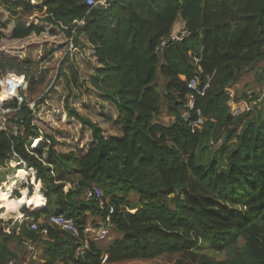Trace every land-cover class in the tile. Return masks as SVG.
<instances>
[{
	"label": "trees",
	"instance_id": "16d2710c",
	"mask_svg": "<svg viewBox=\"0 0 264 264\" xmlns=\"http://www.w3.org/2000/svg\"><path fill=\"white\" fill-rule=\"evenodd\" d=\"M0 3L13 17H21L19 11L41 14V23L65 33L75 47L86 39L97 66L90 85L115 107L121 132L104 137L67 107L69 117L89 130L92 149L56 153L46 136L32 148L39 138L34 114L5 104L14 112L8 131L0 132V172L22 161L41 183L46 203L29 214L38 231L0 222V264H264V111L253 107L233 118L227 105L228 89L264 60V0H113L92 9L85 0ZM182 29L188 37L157 50L161 39ZM44 33L45 27L25 20L12 38ZM37 62L29 55L21 62L0 59V75L25 78L28 103L44 80L26 73ZM211 75L195 103L204 123L192 133L183 121L186 82ZM260 94L236 91L233 100L251 102ZM163 108L169 125L159 121ZM96 188L101 206L85 199ZM6 197L0 193V204ZM110 208L112 240H91L80 256L76 239L46 223L60 215L80 230L96 227ZM28 244L36 245L35 258Z\"/></svg>",
	"mask_w": 264,
	"mask_h": 264
},
{
	"label": "rangeland",
	"instance_id": "374dc122",
	"mask_svg": "<svg viewBox=\"0 0 264 264\" xmlns=\"http://www.w3.org/2000/svg\"><path fill=\"white\" fill-rule=\"evenodd\" d=\"M19 12V16H23L24 20L43 25L40 22L41 14L35 12L27 15ZM45 29L47 33L40 36L31 35L26 38L20 51L21 57L18 55V58H14L15 62H21V59L29 55L39 61L28 67L26 72L33 76L37 82L41 81L40 77L44 79L37 84L38 90L33 95V99L36 100L34 123L40 131L42 130L44 137H51L55 141L56 153L80 150L82 154H86L94 145L89 130L74 118L69 117L67 107L96 124L104 137H120L118 114L113 104L90 85V77L97 66L92 56L93 49L88 45L86 39L81 37L82 46L75 47L71 38L68 39L65 33L58 31L57 35L49 36L48 33L53 28L45 26ZM48 50H51L49 54H47ZM72 74L77 77V86L73 82ZM261 77L264 79V60L251 71L243 74L236 86L228 91L231 96L236 91H250L259 95L260 89L264 88V83L260 80ZM158 84L161 86L164 81L158 78ZM158 88L161 93L162 87ZM258 108L264 111V100ZM159 121L164 125L170 123L164 108L159 116ZM135 199V196H129V201L135 202ZM88 228H93V226H86V229ZM113 235V232L112 234L109 232V236L102 241V245L111 241ZM29 246L32 247L31 250L34 252L32 253L36 254V245L29 244ZM85 250L86 242L85 248H80L78 252L82 251L83 253Z\"/></svg>",
	"mask_w": 264,
	"mask_h": 264
},
{
	"label": "built area",
	"instance_id": "2783aa9c",
	"mask_svg": "<svg viewBox=\"0 0 264 264\" xmlns=\"http://www.w3.org/2000/svg\"><path fill=\"white\" fill-rule=\"evenodd\" d=\"M113 0H85V4L90 8H97V7H105ZM179 35V36H178ZM189 36V33L182 29L179 32L173 34L169 40L161 39L159 43L158 51H163L167 43L173 41H179L182 38H186ZM197 63V60H195ZM212 75L206 76L204 80H200L198 77H194L186 82V88L188 90L187 95V104L186 110L183 113V121L188 123V126L191 129V132L194 133L197 130H200L203 126L204 119L201 115V111L198 108H195V103L197 98H201L205 95L207 89L209 88V84L211 82ZM27 90V82L23 76H16L13 74H5L0 75V132H7L9 127V117L13 114L14 110L10 107H6L5 104L14 102L16 103L17 107H28L31 112L34 114L35 112V101L28 103L25 99V92ZM230 99L227 103L229 108V114L233 118H239L241 116H245L248 113H251L253 107H258L262 104L264 100V88L262 92L254 101L247 102V101H240L236 102L233 100V95H230ZM261 102V103H259ZM259 103V105H257ZM22 122H16V124L12 125V132L16 134L18 132V126ZM38 137L35 139L31 146L35 148L38 142H40L44 138V134L42 130L38 128ZM19 164L23 165V162L20 161ZM31 170V169H29ZM102 193L99 189L87 190L85 193V199H94L99 201L100 206L102 205ZM113 214V209L110 208L108 212V216L106 217L104 222H101L98 226L93 228L86 229L83 228L80 230L77 228L71 220L65 219L63 216H56L50 215L47 220V224L57 228L60 231H63L69 234L71 237L76 239L79 242V247L76 252V256L82 255V251L78 252L80 248H85L86 242V249L88 248L89 242L92 241H102L104 240L110 231L111 223H110V215ZM28 224V229L31 231H38L39 227L36 223L32 220H29L27 216H20L16 220L17 226H21L22 224ZM42 235H46V230L40 231ZM88 241V242H87ZM5 264H18L14 261H8Z\"/></svg>",
	"mask_w": 264,
	"mask_h": 264
},
{
	"label": "crops",
	"instance_id": "0c3cea01",
	"mask_svg": "<svg viewBox=\"0 0 264 264\" xmlns=\"http://www.w3.org/2000/svg\"><path fill=\"white\" fill-rule=\"evenodd\" d=\"M41 19V18H40ZM23 16H11L5 10L2 3H0V23L5 25V29H1L0 33L3 35V38L0 40V59L12 61L14 58L21 57L22 44L25 39H13L12 33L15 30L16 26L19 23L24 22ZM31 22H29L30 24ZM40 26H46L45 24ZM52 28V27H50ZM57 33L56 29H50ZM57 35V34H56ZM58 37V36H56ZM10 47V48H8ZM22 164L11 161L8 169H4L0 172V180L5 178V182L0 184V193L6 194L8 197V202H17L15 209L7 210L6 207L0 209V222L2 226L10 228L16 225V220L20 216H27L29 220V214L33 211L42 209L45 206L46 199L43 195L40 194V189L42 187L40 182H36L35 173L32 170H27ZM22 172H25V175H20ZM41 197V205L36 208H29L27 205L35 197ZM22 200L23 203L19 201ZM4 206V205H3ZM41 221L39 220L38 223ZM8 232V230H6ZM29 245V244H28ZM30 248V246H29ZM35 254H33L32 258Z\"/></svg>",
	"mask_w": 264,
	"mask_h": 264
},
{
	"label": "bare ground",
	"instance_id": "6f19581e",
	"mask_svg": "<svg viewBox=\"0 0 264 264\" xmlns=\"http://www.w3.org/2000/svg\"><path fill=\"white\" fill-rule=\"evenodd\" d=\"M20 175H21V176H22V175H25V172H22ZM41 201H42L41 197H39V196H35V197L31 200V202L28 203L27 206H28L29 208H33V207L36 208V207H39V206L41 205ZM19 202H20V203H23L22 200H20ZM3 205H4V206H3ZM16 205H17V202H8V197H6L5 200L2 201V203L0 204V209H2V207H6L7 210L10 211V210H12V209H15Z\"/></svg>",
	"mask_w": 264,
	"mask_h": 264
},
{
	"label": "water",
	"instance_id": "95a60500",
	"mask_svg": "<svg viewBox=\"0 0 264 264\" xmlns=\"http://www.w3.org/2000/svg\"><path fill=\"white\" fill-rule=\"evenodd\" d=\"M179 36V35H178Z\"/></svg>",
	"mask_w": 264,
	"mask_h": 264
}]
</instances>
